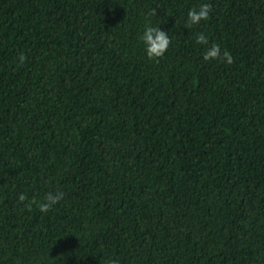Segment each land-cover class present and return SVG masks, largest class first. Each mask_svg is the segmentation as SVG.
<instances>
[{"label":"trees","instance_id":"1","mask_svg":"<svg viewBox=\"0 0 264 264\" xmlns=\"http://www.w3.org/2000/svg\"><path fill=\"white\" fill-rule=\"evenodd\" d=\"M109 259L264 264V0H0V264Z\"/></svg>","mask_w":264,"mask_h":264},{"label":"clouds","instance_id":"2","mask_svg":"<svg viewBox=\"0 0 264 264\" xmlns=\"http://www.w3.org/2000/svg\"><path fill=\"white\" fill-rule=\"evenodd\" d=\"M210 12L211 5L207 2L200 3L199 6H193L189 8L186 14L185 25L192 26L199 24L201 20H206L209 17ZM138 40L144 47L145 55L149 59L153 60L163 56L171 43V38L165 30H162L159 26H154L150 23L144 25L142 31L138 34ZM196 41L198 44H204L207 43L208 37L203 32H201L196 36ZM203 55L205 59L217 58L221 55L219 46L212 45L210 48L204 51ZM223 56L229 61L231 60L229 53L224 52ZM19 59L21 62H23V54H21ZM59 198V193L54 191L47 192L43 197V201L41 202V210L48 211L57 204ZM21 199H24V197L21 196ZM105 264H117V262L115 260L109 259L105 262Z\"/></svg>","mask_w":264,"mask_h":264}]
</instances>
